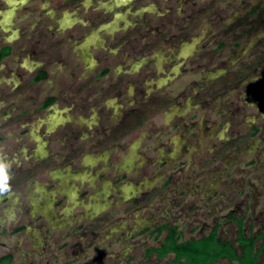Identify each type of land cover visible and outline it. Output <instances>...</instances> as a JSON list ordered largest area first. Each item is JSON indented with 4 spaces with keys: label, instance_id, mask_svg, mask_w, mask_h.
Returning <instances> with one entry per match:
<instances>
[{
    "label": "flooded vegetation",
    "instance_id": "flooded-vegetation-1",
    "mask_svg": "<svg viewBox=\"0 0 264 264\" xmlns=\"http://www.w3.org/2000/svg\"><path fill=\"white\" fill-rule=\"evenodd\" d=\"M247 1L0 0V131L19 135L36 121L33 131L44 128L62 149L75 141L83 142L77 149L110 145L176 175L198 170L206 155H237L252 137L257 145L264 137V0ZM46 81L37 103L29 94ZM175 88L182 90L167 92ZM107 98L117 105L111 109ZM171 175L183 204L214 192L219 201L230 198L219 180L209 195L200 191L202 174L187 175L194 184ZM164 225L171 224L150 227L151 236Z\"/></svg>",
    "mask_w": 264,
    "mask_h": 264
},
{
    "label": "rangeland",
    "instance_id": "rangeland-1",
    "mask_svg": "<svg viewBox=\"0 0 264 264\" xmlns=\"http://www.w3.org/2000/svg\"><path fill=\"white\" fill-rule=\"evenodd\" d=\"M18 21L17 16L12 18L14 25ZM34 88L29 96L39 103L42 97L35 91L47 90L48 81ZM181 90L167 92L176 95ZM260 91L264 94V89ZM106 103L111 109L117 105L110 98ZM33 123L23 132L18 130L19 135L0 131V156L11 164L12 177L10 191L0 194V257L11 256V264H168L171 255L157 261L146 256L147 248L156 247L165 237L164 231L151 236L150 227L178 225L182 238L188 240L208 234L216 221L221 223L219 237L228 241L237 232L234 222L221 221L229 212L244 219L246 233H264V137L257 145L258 137L247 139L246 147L237 144L242 148L237 155H206L198 170L176 175L139 165L141 160L131 161L128 151L110 145L77 149L83 142L74 140V148L64 145L62 149L52 136L43 134L44 128L38 136ZM145 144L142 140L141 148ZM27 146L33 148L26 151ZM171 147L177 152L179 144L173 141ZM146 154L155 157L153 151ZM224 162L230 165L214 169ZM171 174L185 176V184L192 182L187 175L202 174L200 191L209 195L210 186L219 180L230 198L219 201L214 192L199 201L187 198L183 204L186 196H179L180 182L172 181Z\"/></svg>",
    "mask_w": 264,
    "mask_h": 264
},
{
    "label": "trees",
    "instance_id": "trees-1",
    "mask_svg": "<svg viewBox=\"0 0 264 264\" xmlns=\"http://www.w3.org/2000/svg\"><path fill=\"white\" fill-rule=\"evenodd\" d=\"M237 226L233 240L225 241L218 235L219 225L203 237L185 240L177 225H164L153 231L156 237L165 232L162 248L150 249L146 256L156 254L158 259L172 256L168 264H215L226 260L230 264H264L262 250L264 233L253 235L245 232L244 219L232 218ZM260 246L256 248L258 241ZM9 255L0 257V264H11Z\"/></svg>",
    "mask_w": 264,
    "mask_h": 264
},
{
    "label": "clouds",
    "instance_id": "clouds-1",
    "mask_svg": "<svg viewBox=\"0 0 264 264\" xmlns=\"http://www.w3.org/2000/svg\"><path fill=\"white\" fill-rule=\"evenodd\" d=\"M10 168L11 164L6 162L5 159L0 156V194L10 191L9 181L12 178L9 174Z\"/></svg>",
    "mask_w": 264,
    "mask_h": 264
}]
</instances>
